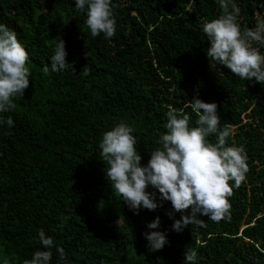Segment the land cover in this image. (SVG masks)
Segmentation results:
<instances>
[{
    "label": "trees",
    "instance_id": "1",
    "mask_svg": "<svg viewBox=\"0 0 264 264\" xmlns=\"http://www.w3.org/2000/svg\"><path fill=\"white\" fill-rule=\"evenodd\" d=\"M238 6L242 27L264 15V0ZM113 8L115 35L93 38L74 0H0V22L16 31L31 60L29 87L13 111L0 114L14 120L0 126V261L30 259L42 250L43 229L65 249L59 264H183L187 249L195 264H264V85L207 57L200 24L220 14L217 0H113ZM60 37L70 66L45 72ZM197 97L217 103L220 127L231 129L227 143L243 146L248 171L227 198L228 218L205 216L202 226L176 232L170 201L136 214L120 200L99 142L126 121L146 164L170 109L195 125L190 104ZM157 216L159 228L148 229ZM153 230L168 237L156 251L143 235Z\"/></svg>",
    "mask_w": 264,
    "mask_h": 264
},
{
    "label": "clouds",
    "instance_id": "2",
    "mask_svg": "<svg viewBox=\"0 0 264 264\" xmlns=\"http://www.w3.org/2000/svg\"><path fill=\"white\" fill-rule=\"evenodd\" d=\"M220 14L204 19L200 31L209 42L206 55L210 62L225 66L241 80L264 85V15H257L253 26H241V8L238 0H217ZM77 11L85 14L84 23L95 38L101 33L111 38L116 32L113 0H74ZM61 37L53 41L50 69L60 72L70 64ZM31 63L26 44L15 30L0 22V114L11 112L14 98L23 96L29 87ZM254 78V80H253ZM195 125L188 114L178 110L167 112L166 131L160 135L159 146L150 151L146 164L137 150L134 128L126 121L116 123L103 133L99 142V158L105 162L106 178L130 210L138 214L141 208L155 210L164 201L171 202L167 213L173 219L171 229L181 232L185 227L203 225L202 217L219 221L229 217L228 197L233 187H238L248 171L247 153L243 146L227 143L231 129L220 127V114L216 102L197 97L191 104ZM11 128L14 120L0 115V126ZM215 135V142L209 137ZM229 181H232L230 184ZM151 186L153 189L149 191ZM157 192L159 198H157ZM185 210H188L187 213ZM180 218H175V213ZM160 217L147 224L148 229H158ZM144 237L150 251L162 249L168 243L165 231H145ZM42 250H35L23 264H51L53 251L60 261H66L65 249L56 244L51 235L39 230ZM196 254L187 249L183 264H195ZM0 264H10L3 259Z\"/></svg>",
    "mask_w": 264,
    "mask_h": 264
}]
</instances>
